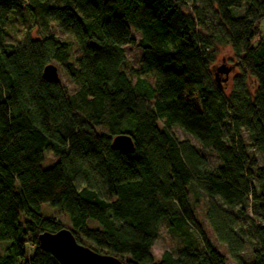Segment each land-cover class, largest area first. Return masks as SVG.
<instances>
[{
    "label": "trees",
    "instance_id": "obj_1",
    "mask_svg": "<svg viewBox=\"0 0 264 264\" xmlns=\"http://www.w3.org/2000/svg\"><path fill=\"white\" fill-rule=\"evenodd\" d=\"M198 1L228 30L238 69L229 94L210 81L221 41L197 33L203 9L195 4L186 14L177 0H23L38 37L16 45L6 41V28L21 4L0 0V264H59L39 248L37 235L64 227L123 264H225L197 219L191 186L235 209L210 203L206 212L234 263L264 264V167L240 136L245 129L264 155V27L256 24L264 23V0ZM243 4L245 13L235 17ZM53 28L72 38L79 56ZM131 30L142 51L139 69L130 72L135 84L124 69ZM50 63L64 69L74 92L43 79ZM172 126L213 150L220 164L206 170L205 157L178 142ZM121 133L132 139L128 153L111 146ZM47 153L58 160L42 168ZM42 205L64 214L68 225L45 217ZM237 214L250 221L246 229ZM161 221L182 246L155 260ZM243 237L255 245L249 262L241 256Z\"/></svg>",
    "mask_w": 264,
    "mask_h": 264
},
{
    "label": "rangeland",
    "instance_id": "obj_2",
    "mask_svg": "<svg viewBox=\"0 0 264 264\" xmlns=\"http://www.w3.org/2000/svg\"><path fill=\"white\" fill-rule=\"evenodd\" d=\"M18 2H20L21 4L22 11L20 14L11 15L10 21L6 28L5 39L9 43L21 45L28 39V37L37 38L38 34L33 19L31 18L30 14L26 9V4L23 2V0H18ZM177 2L180 4L182 10L186 14L192 13L191 6L193 4L203 9L199 15V20H197V26H196L197 33L202 36H216L221 41L219 44H216V48H214L215 61L208 68L209 78L210 81L216 87L221 89L225 94H229L232 88L233 78L236 76V74H238V69L235 66L234 52L232 51L230 45L225 42L229 35L227 28L219 20L217 12L215 11L214 8L208 5H204L200 3V1L198 0H177ZM245 10H246V5L243 4L240 8L233 9V15L235 17H241L245 13ZM257 23H259L261 27H264L263 21L256 22V24ZM51 32L57 39L61 41H67L72 44L74 57L80 55L79 48L73 43V40L69 35L62 33L56 28H53ZM130 35L134 40V43L124 46V51H125L124 69L125 72L131 76L130 74L131 70H137L140 67L142 51L136 45V41L139 38V35L134 30L130 31ZM53 64L56 65L57 67L61 85L66 87L70 93L74 92L76 88L72 83V81L67 76L64 69L57 63H53ZM217 68H222V69L231 68L226 81H224V79L226 78L225 74L223 72H217L216 71ZM130 78L132 82L135 84L136 78L134 76H131ZM141 79H144L149 85L153 84V77L151 75H142ZM192 100L196 106H199L197 97H194ZM158 126L162 128L163 122L158 121ZM168 130L178 142H182V141L188 142L200 154H202L205 157L206 170L210 171L220 164V161L213 150L209 148H204L194 137H192L190 134H188L181 128L177 126H172L169 127ZM96 131L99 134H106L105 129L102 127L96 128ZM240 136L247 148L248 153L256 159L257 165L259 167H264V155L260 150H258L256 147L253 146L252 141L245 129L243 128L240 129ZM57 160L58 157L47 153L44 156V160L41 163V167L42 168L51 167ZM190 197L191 200L196 198L198 201L194 209L197 219L201 223L202 229L206 237L211 241L214 248L219 253L225 256L226 258L225 264H235L234 261L229 257L226 246L217 241L213 233V230L210 227L206 218L207 208L210 203H217L220 206H222V208L225 211H228L229 213L232 214L236 213L235 209H230L226 206H223L219 198L209 197L203 192L199 191V189H197L195 186L190 187ZM247 211L249 217L254 216L251 210L248 209ZM41 212L47 218L54 217L57 220H59L64 226L68 225V219L64 214L58 213L56 210L51 209L46 205L41 206ZM233 216L238 218V223L243 227V229H246L251 224L247 218L244 217L240 218L238 214ZM87 225L92 228H99V225L93 220H88ZM236 230L239 229L237 228ZM243 238L245 240V248L241 253V256L245 261L249 262L251 261L252 251L255 245L249 239L245 237ZM4 244L5 243H0V245H4ZM181 246H182L181 239L171 234L167 228L166 222L161 221L158 225L157 238L155 239L152 246V254L155 260H159L161 254L164 251H170L172 254H175L176 250L181 248ZM28 254L31 255L30 252H28Z\"/></svg>",
    "mask_w": 264,
    "mask_h": 264
},
{
    "label": "water",
    "instance_id": "obj_3",
    "mask_svg": "<svg viewBox=\"0 0 264 264\" xmlns=\"http://www.w3.org/2000/svg\"><path fill=\"white\" fill-rule=\"evenodd\" d=\"M231 68H217V72H223L227 80ZM45 81L58 83L59 75L56 65L47 64L42 70ZM111 146L123 153L133 150V142L128 134H118L111 139ZM39 248L54 257L59 264H123L115 255L103 254L78 243L72 231L66 227L56 231H43L37 235Z\"/></svg>",
    "mask_w": 264,
    "mask_h": 264
}]
</instances>
